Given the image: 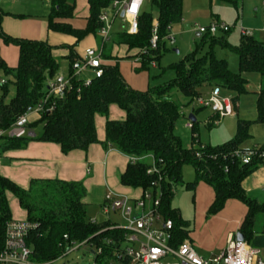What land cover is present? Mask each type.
Segmentation results:
<instances>
[{
  "label": "trees",
  "instance_id": "trees-1",
  "mask_svg": "<svg viewBox=\"0 0 264 264\" xmlns=\"http://www.w3.org/2000/svg\"><path fill=\"white\" fill-rule=\"evenodd\" d=\"M88 2L90 13L87 24L84 28H76L71 22L75 16V1L52 0L49 3V29L72 35L77 41L89 34H98L102 25L99 16L113 0ZM151 5L157 11L155 20L158 21L159 47L143 55L138 63L135 62L138 64L136 70L139 71L147 69L152 61L160 60L166 50L165 36L183 19L184 0H151ZM143 7L138 32L131 34L128 30L120 31L115 43L126 44L129 49L149 46L155 16L153 10ZM202 37L204 40L209 39L212 45L220 44L235 51L238 55V70L232 71L227 59L217 57L213 51L202 53L197 45L173 65L175 76L170 82L140 90L128 84L120 71L119 62H116L106 66L104 75L95 79L91 86L81 88L79 93L71 90L64 98H52L49 103L53 104V109L44 111L40 119L30 124V128L34 129L42 123V132L39 135L35 133L34 137H5L0 140V152L24 148L31 140L57 143L65 154L75 149L87 150L91 144L100 142L96 116L103 115L107 118L105 147L108 148L110 144L120 152L138 158L136 161L130 160L121 174V183L155 192L157 189L153 183L158 181L161 208L166 216L174 220L177 241L184 240L189 231L187 221L179 209L172 205L174 186L183 181V166L192 164L196 177L187 183V187L195 188L201 181L213 187L215 197L210 206L213 214L222 210L229 199L244 202L248 210L239 231L245 234V239L254 247H264V201L250 196L242 185L245 178L261 166L260 161L253 159L250 163H243L231 153L243 147L250 136L252 122L239 119L234 138L223 144L212 145L199 140L196 119L191 127L192 145L186 146L176 132L181 105L172 91L176 88L190 99L203 94L206 87L214 86L238 93L247 92L246 74L259 73L264 78V41L253 34L241 33L239 44L233 46L225 35L217 37L216 34L202 33ZM2 44L18 46L16 66H9L2 57ZM53 49L54 46L47 41L14 37L5 33L0 26V84L4 95L10 83L14 86V95L10 100L6 101L4 95L0 100V127H10L19 115L44 95L47 79L60 70V61L53 55ZM77 55L71 48L67 56L70 65ZM2 79L6 80L5 83L1 82ZM232 100L235 102L236 99ZM112 104H117L126 112L125 119L109 118ZM257 114L255 122L264 124V87L258 92ZM255 145L264 147V144ZM148 155L155 158L158 170L154 173H148L151 165L144 159ZM8 192L14 194L20 206L27 211V219L36 224L26 238L27 245L32 249L33 261L45 263L57 259L73 242L86 239L107 249L104 239L117 236L116 230L109 228L112 225L109 220L92 222L88 216L87 204L84 202L87 189L82 181L32 180L26 189L0 174V243L4 241L7 222L13 218ZM259 217L262 225L258 229L256 225Z\"/></svg>",
  "mask_w": 264,
  "mask_h": 264
},
{
  "label": "built area",
  "instance_id": "built-area-1",
  "mask_svg": "<svg viewBox=\"0 0 264 264\" xmlns=\"http://www.w3.org/2000/svg\"><path fill=\"white\" fill-rule=\"evenodd\" d=\"M50 3L52 0H44ZM145 0H113L112 4L103 10L99 16L102 23L99 34L102 40L101 47H87L84 52L77 55L70 65L67 73L57 72L50 76L45 85L44 95L27 110L19 115L8 128L0 127V140L7 138L34 137L35 131L30 128L33 122L32 115L39 118L44 111L53 109L49 101L64 98L71 90L78 93L83 87H89L95 79L101 78L105 73L106 58L104 46L112 40L113 26L117 18L124 11V18L128 23V32L135 34L139 30V16ZM264 3V0H263ZM232 26L224 22H210L208 26L196 24L199 33L217 34L226 32ZM241 32L251 35V30L239 26ZM170 44H175V35L171 31L164 38ZM158 21L154 22V29L148 47L137 48L133 57L139 62L143 55L150 54L151 50L159 47ZM155 61V60H154ZM151 63L155 65V62ZM2 79V83H5ZM221 87L214 86L208 95L200 94L194 98L197 104L203 108H210L218 118L235 115L234 101L221 96ZM220 119L209 122L217 123ZM193 126V120L189 118L186 125ZM232 156L239 158L243 163H250L253 159L260 161L264 166V147L258 145L237 148L231 152ZM136 161L138 158L130 157ZM158 169L154 163L149 167L148 173H154ZM227 171V170H226ZM156 191L142 189L138 197L122 195L114 190H109L102 205V211L106 215L120 211L127 221L126 225L112 224L110 229L125 230L123 235L107 237L102 245H96L89 239L82 242H73L70 251L79 249L80 246H91L95 250L93 264H264L260 257V248L254 247L246 239L237 238L238 232L228 235L226 246L219 253L209 257L200 255L190 239L177 241L174 234V220L166 216L162 211L161 191L158 181L153 183ZM97 222L96 219H91ZM36 224L28 219L12 218L5 227V238L0 243V264H42L33 261L32 249L26 243L29 232ZM67 237V235H65ZM79 243V245H78Z\"/></svg>",
  "mask_w": 264,
  "mask_h": 264
},
{
  "label": "crops",
  "instance_id": "crops-1",
  "mask_svg": "<svg viewBox=\"0 0 264 264\" xmlns=\"http://www.w3.org/2000/svg\"><path fill=\"white\" fill-rule=\"evenodd\" d=\"M74 1L76 4V8L74 13L75 16L71 20L72 25L76 28H84L87 24V18L90 13L89 2L88 0ZM211 1L212 3L219 2V0ZM26 4L27 3H25L24 1L18 0H0V26L5 33L14 37L47 41L49 42V44L54 46L53 55L57 58L58 55L67 57L71 51V48L77 54H80L84 52L85 48L87 47L102 46V40L99 33L89 34L84 39L77 41V38L72 35L50 30L48 26V15L51 10V4L48 10L44 8H42V10H39V15H37V13L35 14L34 11L28 12L29 7ZM199 6L200 5L196 7ZM189 9L191 13L192 10L191 8ZM118 21L119 18L116 19L113 26L111 40L113 42V49L110 55L106 56V47L109 42L104 46V57L106 58V63H120L127 57L131 58L132 60L133 55L137 50L129 49L126 44L115 43L114 40L117 37V33L123 30H127L128 28L127 21L126 24L124 23V21L120 23H118ZM179 23H176L173 26V29ZM197 35L200 36L201 33L197 31ZM1 55L9 66L14 67L18 62L19 48L14 44H2ZM132 62L134 61L132 60ZM69 68L70 65L68 66L67 71L69 70ZM130 78L131 83L128 84L131 87L140 90H147L149 88L147 74H133ZM246 78L248 79V90L249 82L251 80L253 84H256L255 86H257V84L258 86L261 84V87H263L262 85L264 82V78L259 75V73H248L246 74ZM261 87L257 89V94ZM234 107L235 112L239 114L240 108L236 101L234 102ZM37 116V114L32 115L33 122L40 119H37ZM215 116L216 114L212 111L206 121L209 123V121L214 120ZM125 117L126 112L117 104H112L110 106V119L123 120L125 119ZM106 121L107 118L105 116H96L97 134L100 142L91 144L87 150L75 149L65 154L62 152L61 146L57 143L31 140L24 148L11 149L0 152V174L8 177L9 179L13 180L18 185L26 189L29 188L32 180L62 179L66 181H82L87 189V195L84 198V202L87 204V209L88 206L93 204H98L101 207L109 190H114L122 195H126L132 198L138 197L142 194L141 188H133L131 186L123 185L120 180L121 174L125 172L130 162V156L113 148L110 144L108 145V148H106L104 145V142L106 141ZM256 132L258 133L257 138L254 137ZM249 133L250 136H253V138H251L252 136L249 137L243 143V147L252 146L255 144H264L263 123L256 122V124L254 125L251 124ZM199 140L202 141L200 139V136ZM199 184L207 183L201 181ZM242 185L245 191L250 196L257 198L260 202L264 201V166H260L248 177H246ZM208 187L212 188L211 190H213V194L215 197L213 187L210 185ZM10 194L12 193H7L8 199ZM14 202L15 213L11 210L12 217L17 219H27V211L25 209L16 208L18 207L17 204L20 206L17 198L16 200H14ZM227 207H230V209L232 210H237L242 214V216L236 221L238 225L231 226V222L228 227L225 226V229L223 231L225 232V235L221 241L218 240V242H213L214 240L211 239L210 242H205L207 238L206 234H209L208 237H211L210 232L207 230V228L212 226L214 227L215 222H213V220H217V216L211 218V220L208 221L210 223L205 222L202 227H197L198 223L197 219H195L194 229L190 231L188 230L189 232L186 238L191 240L200 255L209 257L212 254L219 253L225 248L229 233L239 232L242 221L248 210L247 205L241 200L229 199L224 209H226ZM105 221L107 220H104L102 222ZM198 230L200 231L198 232ZM202 234H204L203 237Z\"/></svg>",
  "mask_w": 264,
  "mask_h": 264
},
{
  "label": "rangeland",
  "instance_id": "rangeland-1",
  "mask_svg": "<svg viewBox=\"0 0 264 264\" xmlns=\"http://www.w3.org/2000/svg\"><path fill=\"white\" fill-rule=\"evenodd\" d=\"M24 1L29 7L28 12L34 11V13L39 15V10L42 8L48 10L50 4L44 0H18ZM184 19L177 24L173 29V34L175 35V44L166 43V50L163 52L162 57L159 61H154L155 65L150 63L149 67L144 70H136L135 61L136 58H125L119 63V68L121 73L124 75L125 80L131 83V76L133 74H147L149 88L165 84L170 82L174 76L175 71L173 65L179 62L187 53H189L197 45L200 46L202 53L208 51H213V53L220 58H226L229 64V68L232 71L238 70V55L231 48L224 47L220 44L212 45L210 40H204L202 34L197 35L195 29L196 24L201 26H208L210 22H224L225 24L232 26L231 30L228 32L219 31L216 36L221 37L225 35L226 39L231 43V45L236 46L240 42L241 29L239 25L251 30L252 34L256 38L264 41V3L263 0H238L237 5L235 3L225 2L219 0V2L212 3L211 0H184ZM20 4V2H19ZM200 5L199 7H196ZM144 9L153 10L154 20L157 18V11L155 7H152L151 0L144 1ZM192 12L190 13V9ZM126 24V20L119 17V21ZM109 42L106 47V56L110 55L112 52V44ZM122 49V48H121ZM60 60V72L67 73L68 66L70 65V60L66 56L58 55ZM111 59V58H110ZM116 64V63H114ZM135 64V65H134ZM113 65V63H106V66ZM260 75V74H259ZM2 76H5L2 73ZM5 78H8L5 76ZM252 80L249 82V90L247 92L238 93L235 90L221 87V96L230 99H236L240 108V113L232 116H227L224 118H218L215 116L214 120H219L217 123L209 124L206 120L209 114L212 112L210 108H203L196 103L194 99H190L183 95L178 89H172L173 94L177 102L181 105V116L176 124V132L182 137V140L186 146L192 145V130L187 127L190 114L196 112V128L200 139L203 142L212 143L213 145L223 144L230 139L234 138L237 134L238 120H248L252 122V125L256 124L257 119V89L261 87V84L255 86ZM264 87V82L263 85ZM256 87V88H255ZM212 87H206L204 89L203 95H208L211 92ZM4 95L0 84V100ZM14 95V86L12 83L9 85L8 92L3 96L6 101ZM234 101V100H233ZM202 108V109H200ZM39 115L37 116V119ZM37 135H39L43 130V124L39 123L33 129ZM250 131V130H249ZM252 136V135H251ZM249 136V137H251ZM258 133L254 135L257 138ZM253 138V136L251 137ZM146 162L152 165L154 163V156L148 155L145 158ZM196 177V170L192 164H185L183 166V181L176 183L174 186V195L172 198V205L180 210L182 217L187 221V229L193 230L195 226V219H197L198 226L202 227L205 222H208L214 216H217L214 227H209L207 230L210 232L206 234V241L214 240L213 242H218L222 240L225 232V226L228 227L232 222L231 226H236L237 220L241 218L242 214L237 210H232L230 207L220 210L218 213H211L210 206L213 202L214 194L212 188H209L207 184H198L195 188L187 187V183L194 181ZM16 196L14 194L9 195V204L11 210L15 213V202ZM18 207L21 208L18 204ZM18 210V209H16ZM88 216L91 219H96L99 223L104 220H109L111 224L126 225L127 221L122 217L120 211L111 212L106 215L102 211V206L98 204H93L88 206ZM245 214V213H244ZM210 223V222H208ZM200 225V226H199ZM262 225V219L259 217L257 220L256 227L259 229ZM235 230V229H234ZM200 230H198L199 232ZM125 230L117 229V235H123ZM204 234H202V237ZM79 245V243H78ZM71 245L68 246L64 254H62L57 259L45 262L42 264H93L95 261L94 248L91 246H80L79 249H75L69 252ZM260 257L264 260V247L260 248Z\"/></svg>",
  "mask_w": 264,
  "mask_h": 264
},
{
  "label": "water",
  "instance_id": "water-1",
  "mask_svg": "<svg viewBox=\"0 0 264 264\" xmlns=\"http://www.w3.org/2000/svg\"><path fill=\"white\" fill-rule=\"evenodd\" d=\"M123 16H124V11L121 12V17H123ZM189 118L193 121L196 120V117L194 116V114H190ZM237 238L240 240H243V239H245V234L239 231L237 233Z\"/></svg>",
  "mask_w": 264,
  "mask_h": 264
}]
</instances>
